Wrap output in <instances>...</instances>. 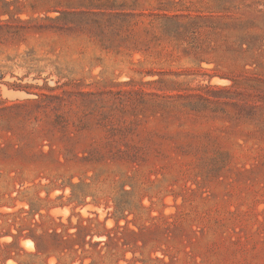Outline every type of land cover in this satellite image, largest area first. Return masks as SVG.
Wrapping results in <instances>:
<instances>
[{"label": "rangeland", "instance_id": "374dc122", "mask_svg": "<svg viewBox=\"0 0 264 264\" xmlns=\"http://www.w3.org/2000/svg\"><path fill=\"white\" fill-rule=\"evenodd\" d=\"M4 1L0 264H264V0Z\"/></svg>", "mask_w": 264, "mask_h": 264}, {"label": "trees", "instance_id": "16d2710c", "mask_svg": "<svg viewBox=\"0 0 264 264\" xmlns=\"http://www.w3.org/2000/svg\"><path fill=\"white\" fill-rule=\"evenodd\" d=\"M0 1H2L3 3H5V4H7L6 3V1H4V0H0ZM32 228H29V229H27L28 230V232H27V234L26 235H24V236H22L21 234H18L17 235V238H19V237H24V238H29L33 243H34V245H35V247H36V249H37V251H40V245H39V242L41 241V240H43L44 238H46V237H51V238H53V237H56L57 235L52 231L51 233H47V231H43L41 234H38V235H36L35 234V230H36V228L39 226V224L37 223V222H34L33 224H32Z\"/></svg>", "mask_w": 264, "mask_h": 264}, {"label": "bare ground", "instance_id": "6f19581e", "mask_svg": "<svg viewBox=\"0 0 264 264\" xmlns=\"http://www.w3.org/2000/svg\"><path fill=\"white\" fill-rule=\"evenodd\" d=\"M26 243H27V242H26ZM28 243H29V242H28ZM30 244H33V243L30 242ZM26 246H27V244H26ZM31 246H32V245H31ZM32 248H33V246H32ZM32 248H31V249H32Z\"/></svg>", "mask_w": 264, "mask_h": 264}]
</instances>
